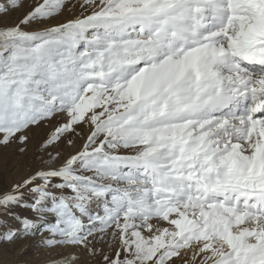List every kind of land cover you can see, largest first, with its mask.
<instances>
[{"label":"snow or ice","instance_id":"1","mask_svg":"<svg viewBox=\"0 0 264 264\" xmlns=\"http://www.w3.org/2000/svg\"><path fill=\"white\" fill-rule=\"evenodd\" d=\"M85 6L49 26L76 3L35 0L0 23V147L25 153L63 114L0 194L22 224L0 242L76 250L48 264H264V0Z\"/></svg>","mask_w":264,"mask_h":264},{"label":"rangeland","instance_id":"2","mask_svg":"<svg viewBox=\"0 0 264 264\" xmlns=\"http://www.w3.org/2000/svg\"><path fill=\"white\" fill-rule=\"evenodd\" d=\"M11 0H0V5L8 7ZM35 0H21V8L19 10L10 9L7 15L0 16V23L15 24L18 20L29 10V5L34 3ZM76 3V7L70 12L65 13L50 22V25H54L57 22L63 23L69 19H73L78 16L88 15L92 9L85 6L80 7L82 0H73ZM63 114H60L57 118L53 119L52 122L46 127H40L33 129L29 135L31 141L27 145V151L20 154L17 151L19 145L12 144L8 147H0V194L3 192L10 191L14 184L20 183L29 176L35 170L41 167L40 160L38 159L39 153L37 148L39 144L47 137L50 131L61 122ZM83 143L82 140H77V145ZM57 149H53V153ZM64 155L70 151L66 145L61 144L58 149ZM45 158H47L45 156ZM11 212L18 216H27L35 219L34 214L30 209L16 206L11 209ZM49 220L54 222V217H49ZM22 229V224L15 218L14 215H10L0 207V234H3L8 229ZM48 236L47 232L42 235L22 237L15 240L13 243L0 242V264H48L52 259H56L59 255H67L71 252L76 251L72 248L64 249H52L43 250L38 247L37 242ZM95 264H99L96 261Z\"/></svg>","mask_w":264,"mask_h":264}]
</instances>
